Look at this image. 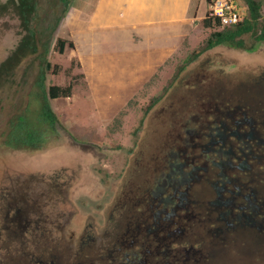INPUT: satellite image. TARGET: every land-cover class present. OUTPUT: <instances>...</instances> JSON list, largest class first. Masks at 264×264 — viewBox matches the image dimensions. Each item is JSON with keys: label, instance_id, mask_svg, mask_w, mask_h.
Returning <instances> with one entry per match:
<instances>
[{"label": "rangeland", "instance_id": "1", "mask_svg": "<svg viewBox=\"0 0 264 264\" xmlns=\"http://www.w3.org/2000/svg\"><path fill=\"white\" fill-rule=\"evenodd\" d=\"M9 1L0 0V8ZM241 1L247 16L246 3ZM258 1L263 2L264 16V0ZM85 4L72 0L66 9L59 0H39L32 25L37 32L36 53H28L13 71L0 77V264H28L38 257L45 264L128 263L124 259L130 251H122V244L116 243L122 242V231L130 221L140 222L143 227L152 224L153 214L160 212L165 219L163 210L167 212L168 206L162 202L163 196L158 195L160 189L173 196L183 191L192 202L187 213L197 216L200 211L205 213L207 202L215 197L213 185H222L217 183L212 166L202 173L204 177H213L208 183L188 187L186 183L173 181L170 186L171 182L167 183L170 153L205 166L223 160L204 151L210 139L202 133H210L213 126L220 127L221 124L212 123L217 119L226 121L223 114L230 110L245 113L237 115L235 121L240 117L258 130L264 129V42L248 35L244 37L243 48L223 45L197 59L191 58L193 51L202 47L212 33L226 28L203 26V19L207 14L211 16L208 0H188L192 21L178 42L176 53L142 86L130 91L96 87L95 82L88 80L90 49L88 43L80 42L76 36L79 11L87 14L91 11ZM12 8L5 12L0 9V65L23 37ZM59 38L76 41V48L59 54ZM100 43L97 47L100 67L109 70V80L120 77L118 46L106 38ZM42 77L46 91L50 86L67 87L72 82L74 85L70 98L50 101L57 116L54 128L40 117ZM111 94L122 101L108 103L113 100ZM19 117H25V125L17 124ZM193 131H199L200 136L192 138L191 144L187 139L195 134ZM239 131L244 132V128ZM27 133L32 137L40 133L42 139L35 146L23 144ZM256 137L263 140L264 131ZM238 147L239 144L235 149ZM261 167L264 166L257 168L261 182L255 184V189L258 188L263 205ZM227 189L226 195L231 197L229 192L234 187L228 185ZM247 193L250 191H243ZM17 208L29 213L33 221L40 214L39 209L43 210L42 214L48 215L47 232L31 228L19 238L13 236L8 221ZM185 212L181 210L178 214ZM262 212L260 222L264 221V209ZM22 216L20 213L16 217ZM196 216L190 222L183 220L191 226H182L174 217L173 229H187L181 242L174 239L168 256L157 254V249L152 248L147 264L175 262V251L181 245L203 251L199 241L204 240L205 233L219 229L221 223L214 222L209 215ZM166 223L162 220L159 227ZM200 224L202 227L195 229ZM248 231L244 237L251 242V248H246L244 242L238 251H232L230 246L234 244L227 243L220 247L226 253L219 254L214 264H264V232ZM27 239L32 242L26 249ZM162 247L159 250H167L165 245ZM111 248L112 258L101 263Z\"/></svg>", "mask_w": 264, "mask_h": 264}, {"label": "flooded vegetation", "instance_id": "2", "mask_svg": "<svg viewBox=\"0 0 264 264\" xmlns=\"http://www.w3.org/2000/svg\"><path fill=\"white\" fill-rule=\"evenodd\" d=\"M220 105L224 106V104H220ZM238 108H240V106H238ZM223 115L226 118V121L223 120L224 122H222L219 119H217V122L212 123L213 125L221 124L220 127L214 128V126H213L212 128H209L210 133H202L203 135L208 136V138L210 139V141L207 143V146L212 144V142H213L212 136H213L214 132H221L222 133L221 136L226 135L228 137L229 136L237 137V139H232V138L227 139V142L230 141V145H231V142L234 141V142H232L231 146L227 144L228 150H230L232 148L237 153V154H235V157H232L233 159L226 160L223 154H219V153L215 154L214 153L215 155L218 156V159L224 160L222 163H219V161L212 162V164H214V165L216 164V166H217V167H213V169L216 171L215 174L217 176L216 177L217 183H221V184L225 183L227 185H232L234 187V190L229 192V194H231V195H233L234 193L237 194L236 193L237 190H241L242 194H243V191L249 190L251 192L244 194V195L254 196L256 199L255 194H258V188L255 189V186L260 184V182H261L260 177H258L259 172H258L257 168L259 166H264V163L263 164L257 163L256 156L264 159V140L259 139V145L256 146L255 157H253V158L248 157L247 154L242 152V150L240 149L241 145H240L239 140L241 139V136H243V135H248V137H251V135L252 136L253 135H260V133L263 134L264 129L258 130L254 126H251V124L248 123L246 120H244L242 118L240 119V117L238 118V120H236L237 122L235 121V117L237 115L242 116V115H245V113H237L235 110H230L228 112H224ZM247 126H248V128H247ZM241 128H244V132L239 131ZM197 132H199V131H197ZM197 132L196 131L192 132L195 134L190 135L191 139H187L188 142H190L192 144L193 141L200 136V134ZM192 138H194V140H192ZM202 138H204V136H202ZM237 144H239V147H238L239 149L238 148L235 149V146ZM205 149H204V151H205ZM168 156H169V160H168L169 164L167 167V173H168L167 183L171 182L170 186H173L172 185L173 179L170 177V172H171L170 165H172L174 163V160H176V154H174L172 152ZM179 156H180V161H186L187 163H189V162L196 163L195 162L196 160H194V159H190V161L182 160V156L181 155H179ZM241 161L249 164L250 167L248 168V170H245V171L244 170H242V171H239V170L236 171L235 170L236 167L238 166V163H240ZM198 164L205 167V164H202L199 162H198ZM203 169L205 170V168H203ZM222 171H223V173H221ZM204 172L205 171H202V173H204ZM195 177H196L195 182H193V183L185 182L188 187H192V186L195 187L197 184L202 185L203 181H206L204 183H208L209 180L213 178L212 176L204 177L203 174L201 176L197 174ZM262 180L264 181V178H262ZM249 185H252V188H250ZM244 186H245V188H244ZM159 192L160 193L158 195L163 196L164 199H162V202L165 203L168 206V208L170 206H174V203L168 204L166 201L167 197H169V198L174 197V199H173L174 201H172V202H176V201L181 202L182 201L180 197H177L178 192L175 193L174 196L171 194H168L166 192V190H163V189H160ZM181 197L183 198V200L184 199L187 200V198L184 197V195H182ZM231 197H228V198H231ZM255 207H257V206H255ZM9 209H10V206H9ZM9 209H8V211H9ZM181 210L186 211L185 214L179 215L178 212ZM41 211H43V210L39 209L40 214L38 216H36V218H37L36 221H33L30 218L29 213H27L26 211H24L20 208H17V213L13 214L11 219L8 221L9 222V230L13 231V236L19 238L20 236H22V232H27L31 228H33L32 229L33 231L41 230V231H43V234L45 232H47V229L49 228L48 215L46 216L45 214H42ZM239 211H240V213H242V215L246 216L245 217L246 219L248 218L249 220L254 221V223H256V224L264 223V221H261V222L258 221L259 215H261L263 213L262 209L257 210V209H248L246 207H242V208L240 207V209L237 212L238 214L235 213L236 211H233V210L229 211V216H228L229 219L226 220L224 218V215H225L224 210H220L217 213L214 210H209L208 208H206V210H204L205 213H202L200 211L197 216L201 217L204 215L205 216L209 215L213 218L214 222H216V221L220 222L221 226H219V228H221V231H220V235L222 234L221 237H220V235H218L219 237H217L216 235L205 233L203 236L204 240L199 241L200 246L202 247L203 251L194 250L195 248L192 245L189 247L181 245V249L175 251L177 254L175 256V258H173V260L175 262H172V261L171 262H164L163 261L160 264H165V263H168V264H214L219 259V257H218L219 254L226 253V250H221L222 248L220 249V247L225 246L227 243L234 244V246H230L231 247L230 250H232V251H234V250L238 251V249L240 248V245H241L240 243H244V242H245L244 245H246V248H247V246H249V248H251L250 247L251 242L249 240L245 239L244 236H246V234L249 232L248 230L257 229L258 231H260V229L257 228L256 226L255 227H253V226L248 227V225L244 224V221L242 223H239L240 222L239 221ZM187 212H188L187 209L170 207V210H168L167 212H166V210H163V213L165 214V219H163L164 217L162 216L161 212L160 213H154L153 219H152V221H153L152 224H149V225L144 224V226L141 227V224H139L140 222H138V223H132V221L128 222L126 224V228L124 229V231H122L123 232L122 242L118 241L116 243V245L120 244V243L122 244V249H121L122 251H130V254H127V256L124 260H128L129 261L128 263H130V264H145V263L147 264L149 262L150 255L153 254L152 250H151L152 248L157 249V251H156L157 254L168 256V254H166V253L170 252V244H172L174 239L175 240L178 239V241H180L182 239L181 237L187 231V229L185 230L183 227H177V228L173 229L172 227L175 224V221H173V219H174V217H177L179 219L178 221L180 222V223L179 222L178 223L179 224L183 223L182 224V226H183L185 224L184 221L190 222L192 217L196 216L192 213H187ZM20 213H22V215H24V216H22L21 219H18V217H16V216ZM131 213L132 212H130V214L127 217L128 220L132 216ZM162 220L166 221L167 223L165 226L159 227L160 222ZM200 220H201V223H203L202 219H200ZM200 220H199V222H200ZM231 221L238 222V224H235L232 227L230 224ZM187 225H189V224H185V226H187ZM189 226H191V224ZM199 227H202V224H200L199 226H196L195 229H199ZM214 230H212V231H214ZM217 230H215V231H217ZM161 232H164L167 235L160 238V236H158V234H160ZM209 236L212 237L213 239L209 240ZM230 238H233L234 240H229ZM31 242L32 241L30 239H27L24 242V247L27 249L30 246ZM166 242L168 243L167 245L165 244ZM164 245H165L164 248H167V250H165V251L159 250L160 248H163L162 246H164ZM136 246L140 247V248L138 249ZM113 251H114V249L111 248L109 255L102 257V260H100L101 263H103L104 261L109 259V257L112 258L110 253ZM197 253H198V255H195ZM178 254H180V255H178ZM128 255H130V256L128 257ZM28 264H45V262H43L42 259L40 257H38V259L30 260Z\"/></svg>", "mask_w": 264, "mask_h": 264}, {"label": "trees", "instance_id": "3", "mask_svg": "<svg viewBox=\"0 0 264 264\" xmlns=\"http://www.w3.org/2000/svg\"><path fill=\"white\" fill-rule=\"evenodd\" d=\"M59 1L64 5L66 9H68L72 3V0H59ZM244 2L246 3L248 9L245 20L233 27H226L223 30H219L212 33L202 47L193 51L191 56L192 59H197L204 53L223 45H229L235 48H243L244 37L248 35L255 38V40L258 42H264V16L262 13L263 2L258 0H244ZM11 8L13 9L14 14L19 20L23 37L19 43V46L0 65V77L3 74L7 75L9 72L13 71L14 68L17 65H19V63L26 57L28 53L33 54L36 53L37 51V44H36L37 32L35 31L32 25L39 9V0H10L7 4L1 6L0 9L5 12ZM202 23L203 26L207 29L221 27L220 20L213 19L208 14L203 19ZM68 48L74 50L76 48L75 42L63 38H59L57 40V49L59 54L63 55L66 49ZM41 80L42 81L40 83V87L43 89L44 93H43V102L41 104L40 117L43 123H48L50 127L54 128L55 125L57 124V116L52 109L50 101L59 98H70L72 96V90L74 85L72 82L67 87L50 86L48 88V91H46L43 85L44 77H42ZM25 123H26L25 117L18 118V122H17L18 125H25ZM29 134L28 133L26 134L27 141H25L23 144H27V145L29 144L35 146L37 145V142H40L42 139V134L40 133H35L34 137L30 136ZM221 135H222L221 132H214L212 136L213 142L211 145L207 146L205 151L207 153L223 154L226 160H231L233 159L232 157H235V154L237 153L232 148L230 150L227 149L228 146L227 139L228 138L237 139V137L235 136L228 137L226 135L223 136ZM259 139L260 138L256 137V135L253 136L251 135V137H248V135L241 136V139L239 140L241 145L240 149L242 150L243 153L247 154L248 157L251 158L255 157V150H256V146L259 145ZM256 160L257 163L259 164L264 163V159L258 156H256ZM223 161L224 160L221 161L219 160V163H222ZM242 162L243 161L238 163V166L235 169L236 171L238 170L245 171L248 170V168L250 167L249 164H247L246 162L243 163ZM212 166L217 167L216 164L215 165L208 164L204 167L202 165H199L198 163H194V162L187 163L186 161H180V156L178 153H176V160H174V163L170 165L171 167L170 177L173 179V181H178L183 183L185 182L193 183L196 181L195 176L197 174L201 176L202 171L206 172L207 168ZM203 168H205V170ZM261 169H262L261 173L263 176L264 167H261ZM221 173H223V171ZM227 186L228 185L225 183L222 184L221 186H219L218 184L213 185V189L215 191V197L207 202L206 206L209 210H214L217 213L220 210H224L225 211L224 218L228 220L229 211L233 210L238 212L240 207L241 208L246 207L248 209H257V210L264 209V205L261 204L262 202L260 201V196L258 194H255L256 196L255 199L254 196L244 195L242 194L241 190H237L236 191L237 194L234 193L231 198H228V196L226 195ZM182 195L186 197L183 191L178 192L177 197L181 198L182 200L181 202L180 201L172 202L174 201L173 200L174 197L172 198L167 197V199L166 198L165 199L168 204L174 203V206H170L172 208L177 207V208L189 210L192 202L191 200L188 199L183 200V198L181 197ZM245 217L246 216L242 215V213H240L239 211V221H240L239 223H242L244 221V224L248 225V227L256 226L257 228L260 229L261 232H264V223L256 224L254 223V221L249 220L248 218L246 219ZM230 224L233 227L235 224H238V222L231 221ZM215 230L213 231L212 234L219 237L218 235H220L221 228L218 229L219 231L218 230L215 231ZM158 236H160V238L163 237L161 234H158ZM3 264H5V262H3ZM110 264H114V262L110 261ZM123 264H130V263H123Z\"/></svg>", "mask_w": 264, "mask_h": 264}, {"label": "crops", "instance_id": "4", "mask_svg": "<svg viewBox=\"0 0 264 264\" xmlns=\"http://www.w3.org/2000/svg\"><path fill=\"white\" fill-rule=\"evenodd\" d=\"M87 14L80 10L76 36L89 46L90 70L88 80L96 87L133 90L170 59L177 51L178 42L187 32L192 21L188 0H82ZM115 41L119 60L120 77L108 78L101 66L102 39ZM77 46V42L75 41ZM96 74V77L94 74ZM93 74V75H92ZM107 74V76H106ZM101 85H100V83ZM121 93V92H120ZM108 103L118 104L120 97ZM125 102V101H123Z\"/></svg>", "mask_w": 264, "mask_h": 264}, {"label": "built area", "instance_id": "5", "mask_svg": "<svg viewBox=\"0 0 264 264\" xmlns=\"http://www.w3.org/2000/svg\"><path fill=\"white\" fill-rule=\"evenodd\" d=\"M210 17L219 19L222 27H233L246 18L241 0H208Z\"/></svg>", "mask_w": 264, "mask_h": 264}]
</instances>
